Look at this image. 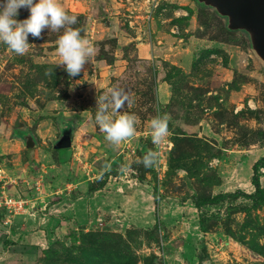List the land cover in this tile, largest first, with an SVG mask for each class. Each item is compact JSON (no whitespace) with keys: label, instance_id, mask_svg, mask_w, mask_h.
Masks as SVG:
<instances>
[{"label":"rangeland","instance_id":"1","mask_svg":"<svg viewBox=\"0 0 264 264\" xmlns=\"http://www.w3.org/2000/svg\"><path fill=\"white\" fill-rule=\"evenodd\" d=\"M60 3L96 49L79 76L57 66L65 29L29 35L23 56L0 43V199L28 200L0 206V264H264V59L251 33L206 0ZM113 87L137 117L118 147L95 122ZM164 115L166 161L146 168ZM133 188L124 205L103 199ZM15 221L29 240L4 237Z\"/></svg>","mask_w":264,"mask_h":264},{"label":"clouds","instance_id":"2","mask_svg":"<svg viewBox=\"0 0 264 264\" xmlns=\"http://www.w3.org/2000/svg\"><path fill=\"white\" fill-rule=\"evenodd\" d=\"M27 8L28 18L18 20L19 9ZM77 23L76 15H70L60 0H3L0 3V43L16 55L28 53L33 44L29 43V35L35 39H42V32H58L65 29L57 40V66H63L68 76L76 77L85 71V64L91 62L96 54L91 42L83 38L79 29L71 25ZM130 94L120 87L109 89L104 95L97 97V112L95 122L99 131L105 134V139L114 147L136 136L137 117L134 114L122 112L131 105ZM168 117L156 116L150 122L152 143L159 147L165 143L170 135ZM158 152L149 151L140 163L146 168L157 164Z\"/></svg>","mask_w":264,"mask_h":264},{"label":"water","instance_id":"3","mask_svg":"<svg viewBox=\"0 0 264 264\" xmlns=\"http://www.w3.org/2000/svg\"><path fill=\"white\" fill-rule=\"evenodd\" d=\"M230 18L232 28H243L252 35L253 46L264 59V0H206ZM27 146L31 141H27ZM69 143L60 144L61 147ZM22 176V174H21Z\"/></svg>","mask_w":264,"mask_h":264},{"label":"built area","instance_id":"4","mask_svg":"<svg viewBox=\"0 0 264 264\" xmlns=\"http://www.w3.org/2000/svg\"><path fill=\"white\" fill-rule=\"evenodd\" d=\"M170 140L167 139V141L163 144H161L159 147L154 148V151L158 152V164L162 165L166 161V150L170 149ZM7 174L4 169L0 168V182L6 184L7 181L5 180L7 178ZM4 193V191H3ZM28 203V200L20 199V198H14L10 194H3L0 199V206H2L8 213H18L24 211L26 208V204Z\"/></svg>","mask_w":264,"mask_h":264},{"label":"crops","instance_id":"5","mask_svg":"<svg viewBox=\"0 0 264 264\" xmlns=\"http://www.w3.org/2000/svg\"><path fill=\"white\" fill-rule=\"evenodd\" d=\"M99 190H97V191H99ZM137 191H138L137 189L133 188V189H129V191L119 193L118 189H116V191L107 192V196H105V198H103V199H106V200L110 199V200H112L113 204L116 203L117 205H124L125 201L127 199H130L132 194L137 196ZM133 195H132V197H133ZM4 223H7V221ZM4 229H5V233L8 232V235H9L8 237H6V236H4V237L9 239V241H14V243L19 240L20 235H22V237L26 240L30 239V237H29L30 234L24 233L23 231H21L23 228L21 226H18V224H16V221L14 222V224H11L9 226H5ZM19 242L23 243L24 241L19 240Z\"/></svg>","mask_w":264,"mask_h":264},{"label":"trees","instance_id":"6","mask_svg":"<svg viewBox=\"0 0 264 264\" xmlns=\"http://www.w3.org/2000/svg\"><path fill=\"white\" fill-rule=\"evenodd\" d=\"M148 152H145V154H147ZM257 164H254L253 167H252V170H253V176L251 178V184L252 186L254 187V194H258V193H261L262 191V188H261V185H260V181L258 179V176H257V172H256V166ZM96 190V189H95ZM244 195H248V194H244ZM221 196H217L215 198H213V200H207L205 202H209V201H216L220 198Z\"/></svg>","mask_w":264,"mask_h":264}]
</instances>
